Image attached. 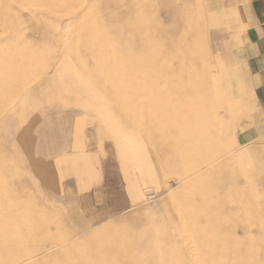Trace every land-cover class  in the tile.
Listing matches in <instances>:
<instances>
[{
	"label": "rangeland",
	"instance_id": "374dc122",
	"mask_svg": "<svg viewBox=\"0 0 264 264\" xmlns=\"http://www.w3.org/2000/svg\"><path fill=\"white\" fill-rule=\"evenodd\" d=\"M18 1L0 0V27L2 24L5 27L0 29V34L6 31L7 35L0 43V54L7 62H13V48L28 51L23 57L30 58L25 61L31 70L24 72L23 86L11 88L13 96L9 95L10 89L4 98L0 96L5 101L10 100L6 96L11 98L12 103L15 102L12 106L21 101L27 103L21 114L11 115L10 119L0 112V155L3 157L0 197H8L9 203L25 213L32 211L27 217L43 230L32 232L20 225L9 231L23 244L14 248L0 245V264H8L9 252L45 248L57 239L74 235L73 240L61 247L71 256L54 258L57 262L49 259L43 264H191V251L197 249L193 254L197 256L215 242L221 244L220 250L211 251L208 260L201 264L222 261V264H264V183L256 182L252 161L245 152L251 143L250 137L240 135L241 129L250 127L249 118L255 109L242 68L231 56H226L217 38L207 31L203 2L175 0L168 9L165 0H156L154 6L145 11H155L158 28L168 30V35L158 36L173 57L186 60L189 50L196 53V59L187 64L201 75L202 100L211 111L207 122L221 134V140L211 138L210 150L201 152L205 168H198L208 170V174L199 178L192 174L187 182L177 185L182 167L156 161L140 130L126 126L121 115L108 108L109 98L105 97L103 82L95 81L89 72L94 66L85 70L77 60L79 55L93 54L89 40L95 33L78 32L77 27L93 25L97 14L95 3L81 0L71 7L69 1L76 0H52L51 3L40 0L42 4L33 0L32 7H27L25 3L30 0ZM100 2L99 9L108 8L106 0ZM36 3L41 4L40 8H36ZM47 4H52V9L50 6L46 9ZM21 5L27 10L25 7L22 10ZM87 5L93 6L94 12ZM77 6L88 13L74 18ZM55 8L63 12L58 14ZM66 10L72 14L66 15ZM116 10L119 14L125 11L122 7ZM102 21L98 28L100 42L110 44L114 38L112 22ZM50 24H57L58 32L48 30ZM85 39L88 46L80 44ZM1 71L0 75H4ZM47 73H50L48 81L44 80ZM16 75L18 72L12 73ZM38 83L41 84L35 88ZM129 144L136 149L134 155L156 187L154 191L159 188L163 192L165 186H170L168 191L161 195L157 192L156 198L142 205L141 200H136V192L147 195V185L141 180L136 160L132 156L130 162L126 157V151L131 148ZM217 144L222 146L221 150ZM216 154L221 156L219 166L212 162ZM262 175L259 174L258 180L264 178ZM91 194L97 206L85 211L79 197L89 203L93 202ZM115 202L121 203L112 208ZM177 208L181 210L178 212ZM94 210L104 216L100 221L90 220L89 215ZM0 217L14 218L2 211ZM208 218H215L219 223H207ZM138 233L161 234L163 238L142 240L136 238ZM188 237L193 240H186ZM171 250L175 252H169ZM159 251L162 254L158 259ZM119 252H129L136 257L130 254L128 258H118Z\"/></svg>",
	"mask_w": 264,
	"mask_h": 264
},
{
	"label": "bare ground",
	"instance_id": "6f19581e",
	"mask_svg": "<svg viewBox=\"0 0 264 264\" xmlns=\"http://www.w3.org/2000/svg\"><path fill=\"white\" fill-rule=\"evenodd\" d=\"M50 1L52 0H49V2ZM53 1H56V0H53ZM89 1L93 2L92 4L95 3L94 6L95 5L97 6L96 7L97 10H95L97 11V14H95L96 16L94 17L93 25L88 24L84 26H79L80 28L77 27V29H78V32H85L87 34L95 33L96 36L90 35L92 40H89L91 46L93 47L92 49L93 54L92 55L87 54L86 57H82L81 55H79L77 56L78 57L77 60L79 61V63H81L82 67L85 70L88 67L94 66L93 70L89 72H91L90 74L94 78L95 81L103 82L105 86V92H104L105 97L109 98L108 99L109 106L107 105L108 108L109 109L111 108L113 110V113L115 112L121 115V117L124 120L122 122H125L126 126L128 125L135 126L140 130V133L147 139L151 153L155 155V157L157 158L156 161L157 160L162 161L165 164L172 165L173 167L174 166L182 167V172H180L178 176L177 185L187 182L190 179L192 174H197L195 176L197 178L203 177L206 174H208L209 172L208 170L203 169L199 171L200 168H198V166H200L201 169L205 168V163H203L204 160L201 157L202 156L201 152L202 151L205 152L209 147H211L210 146L211 138L216 137L218 140H221L220 139L221 134H220V131L218 132L216 131L217 129L215 130L213 129V127H211V125L209 126L207 122L209 115L211 114V111L209 108H207L204 105V102L202 100V95H201L202 93L200 91L202 89V83L200 80L201 75L200 73H198V71H196L193 68V66L191 67L187 64L190 60L196 59V53L193 52L192 50H189V52H187L188 59L184 60L178 57H173L171 55V52L164 49V45H163L164 43L158 35L159 34L168 35L167 34L168 30L165 29V31H163L162 29L161 31V29L158 28L157 24L155 23L157 19L155 11L153 12L147 11V13H145V11L148 10V8L151 7L153 3L156 2V0H106L107 3L106 2L105 3H106V6H108V8L106 7L102 10L99 9L98 7H100V3H101L100 1H104V0H89ZM180 1L182 0H179L178 2ZM37 2L41 3L40 0H38ZM43 2L45 1L42 0V3ZM47 2L48 1H46V3ZM77 2L79 4L81 0L69 1L68 4L69 6L74 7L75 6L74 4ZM174 2L176 3L175 0H165L164 5L166 8L169 9V7H171L173 5L172 3ZM33 3H34L33 0L27 1L25 3L26 4L25 6L32 7ZM46 3L44 4L46 5ZM63 3H60V5H62ZM3 4L5 5V3ZM39 4L36 3V5H38L36 6V8L41 5ZM182 4L183 3H181V5ZM50 5L47 4L46 9H48ZM181 5H177V7ZM69 6L66 5L67 8H70ZM90 6L91 5H89L88 7L90 8ZM24 7L22 8V10L26 8ZM118 7H122V9H124L125 11L122 12V14H119V12H117L116 10ZM50 8L52 9L51 6ZM91 8L94 12L93 6H91ZM57 9L55 8L58 14H59V11H60V14L63 12V10L59 9L58 11ZM13 12H16V11H13ZM86 12H84L83 9L78 7L76 10H74L72 16L74 18H78L80 16L83 17L84 16L83 13L85 14ZM93 12H90V13H93ZM70 14H72V12L66 10V15H70ZM90 15H92V17L94 16L93 14H89L88 16ZM178 18L179 17H177L176 19ZM103 19L104 20L109 19L112 22L111 34H112V37H114V38L111 37L113 39L112 42L110 44L109 42H107L108 44L106 45H103V43L100 42L101 32L98 29ZM177 23L175 22L174 24L177 25ZM10 27H11V24H10ZM49 27L50 28H48V30L52 29L54 32L56 31L58 32L59 26L57 24H50ZM178 27L179 26L177 25V29ZM1 28H5L4 24L1 25L0 29ZM171 28L173 29V27ZM45 30H46V27H45ZM141 30H143L144 32L141 33ZM4 32L5 33H3V35L0 34V43L3 42L2 41L3 36L6 35V31ZM174 33L176 35L178 34V32H174ZM103 34H104L103 36L105 37V33ZM156 37H158V39ZM171 39L172 38L170 37V40ZM173 40L171 41L172 43H173ZM15 42L17 43V40ZM80 44L84 46H88L86 39L80 41ZM29 48L30 47H28V49ZM32 50L34 52L33 48ZM119 51H122V53H120ZM12 52L15 53V54L13 53L14 55L13 62L11 61L7 62L6 60H4V55L1 56L0 54V66H2V69L4 70V71H1L2 69H0V71H1V74L3 72L5 73L4 75L3 74L0 75V96L2 98H4L3 95L8 94L7 92L8 89L11 90V92L9 91L10 92L9 95H12L11 93H13L12 92L13 90L11 88L23 86V84L26 81L25 80L26 78L24 77V72L27 69H28L27 71H29L30 69L28 67L29 64H27V61H25V59L27 60L29 57L28 58L23 57L24 54L28 53V51L24 49L19 50L17 49V47H15L13 48ZM119 53L121 55H119ZM3 54H6V53H3ZM102 59H106V60H102ZM32 67L34 70V66ZM14 72H18V75L12 76V73ZM48 74L50 73L45 74L46 76L43 75L45 78L42 76L44 80H47ZM39 75L41 76V74ZM72 83L73 85L75 84L74 81ZM40 84L41 83L36 84L35 88L39 86ZM76 84L79 85V83H76ZM35 88L32 89V93L34 92ZM86 89H88V87ZM81 90L85 91V89L83 88ZM4 92H7V93H4ZM87 92H90V90ZM6 98L10 100L6 99L8 101L7 102L5 100L0 99V112L4 113L8 117V119L11 118L10 117L11 115L16 116L18 114H21L25 101H21L19 103H16V105L12 106V104H14L15 102L13 101L14 103H12L11 98H8L7 96ZM26 106H27V103L25 104V107ZM129 145L131 146V144ZM218 146H219V149L221 150L222 146L220 144H217V147ZM212 149L213 148H211V150ZM135 150L136 149L131 146V148L128 151H126L127 152L126 157L128 161L130 160L132 161V156H133V159L136 160L137 162L135 163L138 165V168H139L138 171L140 173L141 180L143 181V183H145V185H147V192H146L147 195H144L140 192H136V196H137L136 200H141L140 204L142 205L150 201V199L156 198V193L160 191H159V188H157V190L154 191V188L156 187L154 186L150 178L145 173L146 171L144 172L142 170L143 168L139 165L138 159H137L138 157L134 155ZM220 157H221L220 154L213 155L212 156L213 164H215L216 166H219L221 162ZM2 160H3V157L0 155V161ZM211 164L212 163H210V165ZM1 174H0V182L2 181ZM7 178L9 177L7 176ZM168 186H165V189H166L165 191H168L170 187ZM165 191L163 190V192ZM163 192H160L158 194L161 195V193ZM12 199H13V196H12ZM24 199L22 198L21 201L23 200L24 202ZM9 200L10 199L8 197H0V209H1L0 211H2L3 213H10L12 214V216H14V218L11 220L1 219L0 217V245L4 247H8V248H14V247L22 246L21 245L22 240L17 238L16 236L11 235L9 232L12 229L16 228V226L24 225L27 229H29L32 232H35L37 230H43V229L40 226L33 223L32 219L30 220L29 217H27V215L33 213L32 211L28 210L25 213L19 207H16L13 204L9 203ZM43 208L42 210L44 211ZM178 208H180L179 205H178ZM217 222L218 221L215 220V218L214 220L211 218L207 219V223L216 224ZM178 225L181 226V224H178ZM139 233L136 235V238L140 237V239L142 240H148L150 238H152L153 240H160L163 238V235L161 234L144 236V234H139ZM184 233H188V231ZM190 236L191 235H189V237ZM73 237L63 239V240L57 239L52 245H49L45 248H36L33 250H27V251L24 250V251H19V252H9L6 255V258L8 259L7 263L8 264H43L46 261H49V259H51L54 262H57L54 260V258H58L61 256H71V255H67L66 253H64L61 250V247L64 246V243L66 241L69 242L73 240ZM184 237H185V234H184ZM189 237L186 240L192 241L193 239H190ZM197 237L199 236L197 235ZM190 243L191 242L189 241L188 244ZM190 245H188V247H190ZM220 245H221L220 243H216V242L213 244L210 243L209 245L206 246L205 251L203 253H200L197 256L193 255L194 252H196L195 250L197 249H195L194 246L191 245L195 249L194 252L191 251V254L193 256L189 255L190 256L189 260L191 264H201L202 262L207 261L210 255L212 254L211 251L217 252L218 250H220ZM160 252L161 251H159V253H156L157 254L156 256L158 257V259L160 258V254H162ZM169 252L172 253V252H175V250H171ZM188 253H189V250H188ZM130 254L131 253L129 252H119L116 254V256L118 258H128ZM144 254L145 253H143V255ZM137 257H139V255H137ZM222 262H220V264H222ZM83 264H86V262H84Z\"/></svg>",
	"mask_w": 264,
	"mask_h": 264
},
{
	"label": "crops",
	"instance_id": "0c3cea01",
	"mask_svg": "<svg viewBox=\"0 0 264 264\" xmlns=\"http://www.w3.org/2000/svg\"><path fill=\"white\" fill-rule=\"evenodd\" d=\"M201 1L205 7L203 20L207 31L217 38L226 56H231L244 73L255 111L249 118L250 127L241 129L240 135L250 137L251 143L245 152L252 161L256 182L264 183V178L258 180L259 174L263 173L264 177V0ZM90 196L93 201L94 195ZM79 203L82 208L85 206V211L97 206L94 201L85 203L84 197H79ZM119 203L115 202L112 208ZM89 217L96 222L104 216L94 210Z\"/></svg>",
	"mask_w": 264,
	"mask_h": 264
}]
</instances>
